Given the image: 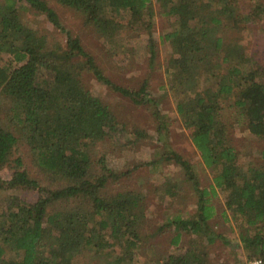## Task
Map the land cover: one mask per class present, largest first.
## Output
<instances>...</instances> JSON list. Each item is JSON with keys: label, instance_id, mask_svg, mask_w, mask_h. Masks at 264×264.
<instances>
[{"label": "trees", "instance_id": "1", "mask_svg": "<svg viewBox=\"0 0 264 264\" xmlns=\"http://www.w3.org/2000/svg\"><path fill=\"white\" fill-rule=\"evenodd\" d=\"M52 1L73 9L105 51L117 54L128 53V34L150 30L159 4L170 20L164 42L173 48L166 86L178 99L177 112L183 127L191 129L203 168L164 142L170 118L152 95L150 77L139 87L117 84L62 24ZM30 8L61 36L48 42L38 34L26 19ZM257 21L264 26V0H0V167L11 169L0 177V264H81L83 257L91 264L96 253L98 264H229L213 252L215 242L225 239L211 223V196L218 190L239 228L237 249L246 263L264 259V148L259 162L250 161L236 137L241 131L264 139V60L240 37ZM147 45L152 67L157 46ZM87 73L151 107L156 133L128 128L112 104L90 88ZM144 138L165 144L145 166L174 164L178 170L165 181L162 197L171 198V208L156 230L171 231L173 249L163 246L158 255L139 258L152 237L148 193L132 175L141 165L114 169L107 154ZM24 144L25 157L30 155L42 178L26 166L19 152ZM200 168L211 172L210 188L199 181ZM175 177L197 191L194 211L185 214L180 207ZM32 192L37 199L27 196Z\"/></svg>", "mask_w": 264, "mask_h": 264}, {"label": "rangeland", "instance_id": "2", "mask_svg": "<svg viewBox=\"0 0 264 264\" xmlns=\"http://www.w3.org/2000/svg\"><path fill=\"white\" fill-rule=\"evenodd\" d=\"M249 1L251 2L252 0H243L244 3H248ZM52 5L58 11L62 24L70 29L74 35L81 38L86 49L94 53L98 63L105 69L106 74L117 84H129L139 87L144 77H150L152 95L156 99H161V105L164 110L163 112L170 118L169 131L162 137L164 142L166 141L171 147L181 151L190 158L192 162L203 168V165L200 163V153L192 143L190 137L191 129H185L183 127L182 117L177 112L178 99L173 94L172 90L167 87L168 72L166 69L173 48L171 43L164 42V32L169 28L170 20L160 12L161 8L159 7V4L157 2L154 4L155 14L150 16L152 23L150 30H142L140 34L135 31L128 34L127 54L122 51H120L119 54L115 52H106L103 42L98 34L95 33L91 26H86L73 9L64 7L54 1H52ZM26 19L35 27L38 34L45 37L48 42L55 34L57 37V34L61 36L62 32L50 24L46 20V17L37 9H28L26 12ZM261 24H263L262 21L260 23L258 21L250 23V30L241 32L240 37L245 39L247 44L253 49L259 51L260 57L264 60V29H262L264 26ZM247 35H250V38H247ZM150 42H155V45L157 46V55L152 67L149 65L150 49L147 45ZM85 79L95 94H100L107 102L112 104L120 114L123 122L127 124L128 128L132 129L135 126H142L149 129L151 132L156 133V125L154 123L155 120L151 107L148 105H137L129 97L124 96L121 93L108 88L104 83L97 81V79L90 73L85 75ZM162 85H164V87H162ZM129 137H131L130 133L124 137L123 144L127 139L129 140ZM236 137L238 138L237 144L239 147L242 146L246 151L250 152V156L247 155L248 160L259 162L261 160L260 150L261 148H264V139L258 137L252 138L248 132L241 131L236 133ZM163 144L164 143L161 142V140L144 138L142 141H139L125 150H120V152H111L112 150H110L109 154H107L108 164L114 169L123 168L128 164L131 166L135 164L141 165L138 170L132 173V175L133 178H137V180L142 183V190L148 193L147 201L151 205L150 213L148 215V221L150 222L148 231L152 237L149 241L150 246L146 245L140 250L139 258H145L150 254L158 255L157 253L164 248L163 246H165L167 250L173 249L169 243L171 231L156 230L158 227L157 225L159 224L158 222L163 221L164 211L171 208L170 204H167L170 201L167 199L171 198L162 197L163 190L166 187L165 181L168 179L170 180V177H172L173 174L177 175L176 171L178 169L174 164H160L157 165L156 168L153 166H145L144 164L146 159L153 157L154 150L159 147L163 148ZM101 147H103L101 143L96 145V156L101 155ZM27 151H29L28 145L24 144L20 146L19 152L22 155H24L25 152L27 154ZM25 161L26 166L30 169L32 174L39 178L44 176L39 173L34 165H32L30 155H26ZM241 161H243V158ZM153 168H155V170ZM202 168H200L201 171L198 175L199 181H201L203 187L210 188L211 184L214 182L213 176L209 170H204ZM10 173L11 169H9V167H0V177H8ZM44 181L45 184L48 183L46 177L44 178ZM174 184L181 189V198H183V202L180 207H184L183 209L186 211L185 214H187V211H194L199 200L197 191L181 177L178 178V180L177 177H175ZM27 196L32 199H37L38 193L32 192ZM211 203L215 207V215L212 218L211 223L218 232L223 233L225 236L224 240H217L213 245L215 257L220 260H226L229 264H245L247 261L246 258L241 252V249H237L239 248L237 247L239 242V228L236 225V221L232 218V211L227 209L226 198L223 191L218 190L216 195L211 196ZM224 211L227 212L224 213ZM228 242H231L232 244H228ZM94 257L95 259L91 264H98L101 255L96 253ZM87 262L88 257H83L81 264L90 263Z\"/></svg>", "mask_w": 264, "mask_h": 264}, {"label": "built area", "instance_id": "3", "mask_svg": "<svg viewBox=\"0 0 264 264\" xmlns=\"http://www.w3.org/2000/svg\"><path fill=\"white\" fill-rule=\"evenodd\" d=\"M246 264H264V259L261 257H255L249 260Z\"/></svg>", "mask_w": 264, "mask_h": 264}]
</instances>
